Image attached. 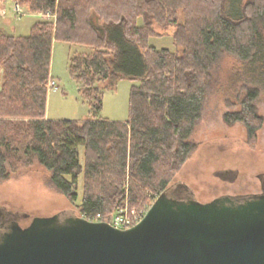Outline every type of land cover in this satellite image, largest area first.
<instances>
[{"label":"trees","instance_id":"obj_1","mask_svg":"<svg viewBox=\"0 0 264 264\" xmlns=\"http://www.w3.org/2000/svg\"><path fill=\"white\" fill-rule=\"evenodd\" d=\"M10 2L50 18L36 22L24 37L0 33V183L35 158L54 189L75 203L81 176L80 216L88 220L106 221V208L116 209L128 194L134 205L135 182L155 187L158 163L176 168L184 162L194 148L187 139L200 119L211 67L223 53L240 61L257 57L264 33V0ZM180 7L185 19L176 21ZM160 17L176 24L172 41L179 52L148 46L150 21ZM54 39L91 49L70 58L68 69L94 115L101 109L97 83H137L130 88L127 120L46 118ZM256 97L248 89L240 109L222 118L228 125L242 123L249 138L256 130L252 123L261 122Z\"/></svg>","mask_w":264,"mask_h":264},{"label":"rangeland","instance_id":"obj_2","mask_svg":"<svg viewBox=\"0 0 264 264\" xmlns=\"http://www.w3.org/2000/svg\"><path fill=\"white\" fill-rule=\"evenodd\" d=\"M183 10L181 7L175 10L176 21L185 19ZM95 17L92 16L93 21L102 22ZM49 18L48 14L29 13L25 7L18 6L16 9L10 0L0 1V33L3 35L27 36L36 22ZM52 20L53 18L50 19ZM141 22L142 18L138 17L137 26H141ZM150 22L152 33L147 39L148 46L155 50L179 52L180 49L172 41L176 24L168 22L166 17L151 19ZM90 51L84 45L54 39L50 76L57 82V89H48L45 111L47 119L82 121L96 118L112 122L127 120L129 92L131 86L137 84L135 81L122 78L113 87L106 81L97 83L96 87L101 94V109L94 115L87 99L71 77L68 69L70 58ZM208 81L200 119L187 139L194 146L189 156L182 164L174 167L175 169L168 168L162 162L158 163V176L153 179L155 187L150 188L135 182L136 200L132 202L134 205L129 203L128 194L126 200L116 209L115 205L106 208L105 212L109 213L106 218L113 219L123 212L132 220L141 213L145 214L154 202L153 199L162 191L159 186L164 181L166 189L178 183L186 184L200 203L210 202L222 195L243 196L261 191L258 176L264 175V33L257 57L240 61L223 53L211 67ZM248 89L257 91L254 106L257 116L261 118V122L252 123L256 130L251 138L247 136L242 123L228 125L222 119L224 113L240 109V103ZM83 153L84 150L80 149L81 160H84ZM19 170L16 174L10 173V177L0 183V208L28 214V218L20 220V226H27L33 217H50L62 212L65 215L72 212L80 216L79 204L83 186L81 176L78 180L77 200L70 203L54 189L49 181V173L35 158L25 162ZM131 180L125 176L127 184ZM160 180L163 181L158 183ZM3 216L0 210V218Z\"/></svg>","mask_w":264,"mask_h":264},{"label":"water","instance_id":"obj_3","mask_svg":"<svg viewBox=\"0 0 264 264\" xmlns=\"http://www.w3.org/2000/svg\"><path fill=\"white\" fill-rule=\"evenodd\" d=\"M258 178L259 193L207 203L178 183L127 229L72 212L22 227L28 214L0 208V264H264V175Z\"/></svg>","mask_w":264,"mask_h":264},{"label":"built area","instance_id":"obj_4","mask_svg":"<svg viewBox=\"0 0 264 264\" xmlns=\"http://www.w3.org/2000/svg\"><path fill=\"white\" fill-rule=\"evenodd\" d=\"M15 8L17 9L18 6L15 5ZM47 87H48V89L56 90L57 89V82L54 79L49 78L47 81ZM124 212H126V211H124ZM143 216H144V213H141L140 215L135 216L131 220L130 218H128L126 216V213L121 212L119 216H117L113 219H107L105 222H107L112 227L117 228V229H127V228L134 226L138 222H140L141 219L143 218ZM91 221H104V220H101L99 216H96V218L91 220Z\"/></svg>","mask_w":264,"mask_h":264},{"label":"crops","instance_id":"obj_5","mask_svg":"<svg viewBox=\"0 0 264 264\" xmlns=\"http://www.w3.org/2000/svg\"><path fill=\"white\" fill-rule=\"evenodd\" d=\"M50 78H52L51 76H50ZM53 79V78H52Z\"/></svg>","mask_w":264,"mask_h":264}]
</instances>
